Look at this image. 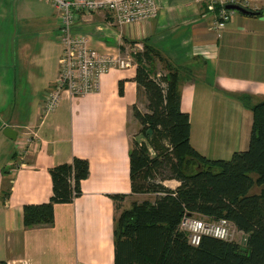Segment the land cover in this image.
I'll return each instance as SVG.
<instances>
[{
    "label": "crops",
    "instance_id": "0c3cea01",
    "mask_svg": "<svg viewBox=\"0 0 264 264\" xmlns=\"http://www.w3.org/2000/svg\"><path fill=\"white\" fill-rule=\"evenodd\" d=\"M156 2L154 19L121 27L107 12L83 14L75 31L100 53L126 57L146 45L158 51L178 71L192 147L209 160H231L248 149L251 109L264 101V15L234 11L222 32L216 22L222 4L254 13L264 10V0ZM59 27L57 10L45 0H0V262L115 264L117 211L156 199L133 194L130 180L131 129H137L132 108L144 106L146 96L129 55L130 66L105 74L97 92L65 93L43 119V98L59 75ZM7 129L16 140L6 136ZM75 158L89 162L82 195L55 206L53 225L26 228L24 206L49 202L50 170ZM164 185L175 190L180 183ZM113 195H126L118 208Z\"/></svg>",
    "mask_w": 264,
    "mask_h": 264
},
{
    "label": "trees",
    "instance_id": "16d2710c",
    "mask_svg": "<svg viewBox=\"0 0 264 264\" xmlns=\"http://www.w3.org/2000/svg\"><path fill=\"white\" fill-rule=\"evenodd\" d=\"M251 15L263 16L264 10ZM132 56L148 112L132 108L147 142H132L131 189L156 199L133 203L116 220L115 264H264V101L251 109L248 149L228 161L209 160L191 145V121L181 109L178 71L147 45ZM156 60L165 63L166 74L155 71ZM119 93L124 95V82ZM50 174L53 195L47 203L24 206L26 228L53 225L55 206L71 204L82 195L89 162L75 158L53 167ZM172 180L180 183L175 190L164 185ZM255 187L260 193L251 194ZM111 198L118 208L126 195ZM185 216L227 219L245 235V245L205 236L199 246H192L180 229Z\"/></svg>",
    "mask_w": 264,
    "mask_h": 264
},
{
    "label": "built area",
    "instance_id": "2783aa9c",
    "mask_svg": "<svg viewBox=\"0 0 264 264\" xmlns=\"http://www.w3.org/2000/svg\"><path fill=\"white\" fill-rule=\"evenodd\" d=\"M45 1L59 13V38L63 48L57 89L49 94L43 106V112L49 115L56 110L63 94L84 97L97 92L100 89L101 78L105 74L114 69H126L132 62L131 53L130 56L120 57L92 49L88 37L75 31V24L81 15L107 12L113 17L115 24L123 27L154 19L159 14L156 0ZM233 13L227 10L224 4L221 5L216 22L217 32L225 29ZM133 52H136V49ZM180 229L187 234L189 243L195 247L200 245L205 236L233 241L236 232L234 225L227 219L207 222L191 216L184 217Z\"/></svg>",
    "mask_w": 264,
    "mask_h": 264
},
{
    "label": "rangeland",
    "instance_id": "374dc122",
    "mask_svg": "<svg viewBox=\"0 0 264 264\" xmlns=\"http://www.w3.org/2000/svg\"><path fill=\"white\" fill-rule=\"evenodd\" d=\"M234 12V11H233ZM59 14V13H58ZM231 20H232V18H231ZM231 20H230V22H231ZM229 22V23H230ZM228 23V24H229ZM227 27V26H226ZM226 27H225V29H226ZM59 30H60V27H59ZM223 31V30H222ZM221 31V32H222ZM60 39V38H59ZM60 42H61V40H60ZM133 49H138V48H136V47H134ZM97 51V50H96ZM137 51H139V50H136V52ZM106 53H108V52H106ZM111 53V52H110ZM124 54H126V51L125 52H123ZM131 54H132V52H130ZM129 62V61H128ZM126 63H127V61H126ZM164 66H165V64H164ZM163 68H165V67H157V66H154V69H156L155 71L156 72H158V71H161V73L160 74H162V73H164L163 71H162V69ZM60 69V68H59ZM127 69V68H126ZM115 70V69H114ZM121 70H125V69H121ZM60 72V71H59ZM165 74V73H164ZM164 74H162V75H164ZM58 77H59V75H58ZM58 77H57V79H56V81H55V84H54V87L46 94V96H44V98H43V106H44V104H45V101L47 100V98L49 97V94L52 92V91H54V90H56L57 89V87H56V84H57V81H58ZM64 90V89H63ZM62 96V95H61ZM61 100H62V98H61ZM61 102V101H60ZM60 104V103H59ZM146 104H147V100H146V103H145V105L144 106H137V108L142 112V113H147L148 111H147V108H146ZM59 106V105H58ZM132 115H133V110H132ZM49 116V114H46V113H44L43 112V119H45V118H47ZM132 118L134 119L135 117H134V115L132 116ZM134 120H136V119H134ZM136 122H137V129H131V138H132V142H134L135 140H138L139 142H147L146 141V139L145 138H143V136H141L140 135V130H141V125L139 124V122L136 120ZM258 193H260V188H258V187H255L252 191H251V194H258ZM124 206V208H126V206L125 205H122V207ZM122 211H123V209L122 208H120L118 211H117V219H119V217L121 216V214H122ZM196 218L197 219H202V220H205V221H207V222H212L211 220H209V219H206V218H202V217H197L196 216ZM233 241L234 242H236V243H238V244H240V245H242V246H244L245 245V242H246V237H245V235H243L242 233H240L239 231H237L236 230V232H235V234H234V237H233Z\"/></svg>",
    "mask_w": 264,
    "mask_h": 264
},
{
    "label": "water",
    "instance_id": "95a60500",
    "mask_svg": "<svg viewBox=\"0 0 264 264\" xmlns=\"http://www.w3.org/2000/svg\"><path fill=\"white\" fill-rule=\"evenodd\" d=\"M227 8L230 11H237V12H240V13L245 14V15H251L252 14L251 11H249L246 8H244L242 6H239V5H229V6H227ZM5 134L11 140H16L17 134H16V132L14 130L7 129L5 131Z\"/></svg>",
    "mask_w": 264,
    "mask_h": 264
}]
</instances>
